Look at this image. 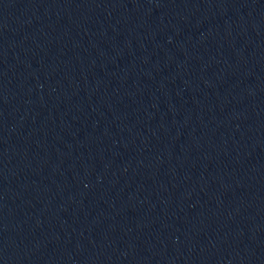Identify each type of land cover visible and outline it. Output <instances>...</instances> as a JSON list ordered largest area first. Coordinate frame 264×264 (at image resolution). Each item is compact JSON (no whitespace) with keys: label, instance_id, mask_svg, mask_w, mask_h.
Wrapping results in <instances>:
<instances>
[{"label":"water","instance_id":"obj_1","mask_svg":"<svg viewBox=\"0 0 264 264\" xmlns=\"http://www.w3.org/2000/svg\"><path fill=\"white\" fill-rule=\"evenodd\" d=\"M0 264H264V0H0Z\"/></svg>","mask_w":264,"mask_h":264}]
</instances>
